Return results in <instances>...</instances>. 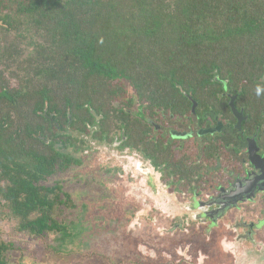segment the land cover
I'll use <instances>...</instances> for the list:
<instances>
[{
    "label": "trees",
    "instance_id": "1",
    "mask_svg": "<svg viewBox=\"0 0 264 264\" xmlns=\"http://www.w3.org/2000/svg\"><path fill=\"white\" fill-rule=\"evenodd\" d=\"M257 86L264 0H0V221L68 254L61 247L75 221L61 215L69 196L46 182L82 164L84 136L143 152L185 184L213 153L147 141L149 128L130 108L224 113L225 89L261 116ZM15 248L0 236V264Z\"/></svg>",
    "mask_w": 264,
    "mask_h": 264
},
{
    "label": "rangeland",
    "instance_id": "2",
    "mask_svg": "<svg viewBox=\"0 0 264 264\" xmlns=\"http://www.w3.org/2000/svg\"><path fill=\"white\" fill-rule=\"evenodd\" d=\"M84 138L85 148L77 154L82 164L46 182H59L69 196L70 206L62 208L61 215L75 221L61 247L68 254H56L41 241L19 236L11 221L1 220V238L14 241L16 247L10 252L9 264H188L180 253L182 249L186 252L184 243H192L194 255L205 251L206 242L199 233L174 235L168 221L162 224L160 218L155 220L160 225L157 232L139 219L146 217L144 210L152 216L166 211L180 224L182 219L188 223L192 219L190 195L179 196L189 194V189L164 181L151 163L136 154L125 155L114 142ZM180 224L175 227L181 228ZM176 251L180 257L174 259Z\"/></svg>",
    "mask_w": 264,
    "mask_h": 264
},
{
    "label": "flooded vegetation",
    "instance_id": "3",
    "mask_svg": "<svg viewBox=\"0 0 264 264\" xmlns=\"http://www.w3.org/2000/svg\"><path fill=\"white\" fill-rule=\"evenodd\" d=\"M219 97L227 98L226 101L221 100L217 103L223 106L224 113H216L213 109H203L201 113L191 110L185 116L176 117L163 111L154 110L151 113L149 108H147V103L144 102L135 103L137 106L131 110L139 115L143 126L149 128V131L146 132L147 141L155 143V141H160L161 139L164 145L166 146L168 144L174 152H176L177 145V147L180 146L179 149L184 148L183 153L189 152L191 154L192 150L190 148L192 144H196L199 151L204 148L207 154L210 152L213 153L209 155H214L213 159L207 160L200 174L195 175L194 180L190 182L182 184L173 180L171 177H165L163 168L154 165L143 152H136L127 147L121 148L117 140L114 141L116 143L115 147L124 151L127 156L136 154L138 157L151 163L161 172L164 181L183 189H189V194L182 193L179 196L182 199L190 195L191 204L188 205V211L192 219L188 223L182 219L181 223L182 228L189 230V233L196 232L201 235L200 238H207L215 234L214 228L222 225L230 227L237 224L238 231L236 236L240 237V235L245 234V239L241 237V239H244L242 240V245L248 244L250 247L251 245L255 247L256 250H264V227L262 229H256V227L247 233L246 230L241 228L242 221L250 223L251 221L256 222L263 218L261 214L264 215V192L255 190L249 193L248 196H240L231 202H228L229 198L221 197L219 201L223 204L219 209L215 206L206 208L204 205L198 203L207 202L211 196H217L219 194L218 188H227L236 179H243L251 175L250 179L254 182V176L256 175L257 178L261 174V171L259 168L255 169L250 163V156L254 160L264 159V115H256L255 111L253 115H248L245 107L237 102V95L228 90L224 89L219 94ZM231 98L233 99V108L231 107ZM238 119H240V123L237 125ZM177 135H186V137L180 138ZM248 147L252 150L251 154L248 151ZM213 148H216V150H212ZM262 171L264 174V170ZM260 182L263 188L264 175L260 179ZM241 198L244 201L239 200ZM224 204H237V206L230 207L221 216V213L226 208ZM193 205L198 206L199 210L195 207L192 208ZM201 212L212 216L213 220L216 221V225L211 227V221L208 219H203L204 221H202L200 219ZM167 214L172 218L169 213ZM193 218L196 220L193 221ZM173 219L175 220V218ZM174 222L175 225L177 223L180 224L176 220ZM189 226L192 227L189 228ZM209 249L212 250L213 248L211 247ZM181 257H184L183 259L188 264L191 263V256L182 254ZM196 259L198 260V257ZM263 261L264 253L261 254L260 258L254 259L252 264H264Z\"/></svg>",
    "mask_w": 264,
    "mask_h": 264
},
{
    "label": "crops",
    "instance_id": "4",
    "mask_svg": "<svg viewBox=\"0 0 264 264\" xmlns=\"http://www.w3.org/2000/svg\"><path fill=\"white\" fill-rule=\"evenodd\" d=\"M167 192L169 191L167 190ZM143 214H145L146 217L147 215L149 217L141 218L142 217L141 216L139 217V219L142 222L148 224L150 228L155 229L157 232L160 228V225L156 224L155 220L157 221L160 218L159 222H162V224H165V222L168 221V227L171 228L172 234L174 235L176 234L180 237L181 236L187 237L191 235L189 233V230L183 229V231H180L178 227H174L175 226V222H174L175 220L173 219L174 217L172 218L169 217L166 211H160L157 213L156 216H152L151 211L144 210ZM158 215L161 216L159 217ZM150 222L152 223V225L150 224ZM190 227L192 226H189V228ZM146 228L148 229V227ZM163 228H165L164 225L161 227V229ZM214 230H215V234L213 236L211 235L210 237L207 238L205 237L200 238L201 241L206 242L205 246L207 249L205 248V251L203 250L196 251V254L194 255L192 243H190V241L184 243L185 246H187L186 252L185 250L182 249L180 253L187 256H191L192 260L190 264H252L254 259L260 258L261 254L264 253L263 249L256 250V248L253 247L252 245L251 247L248 244L242 245L243 242L242 240H244L245 238L241 239V237H237L235 232L231 231L228 227L222 225L220 227L214 228ZM211 247L213 248L212 250L209 249ZM188 250L189 253H187ZM235 250L238 251L235 252ZM174 254L177 255L176 252H174ZM161 255L162 254H160V256ZM197 257L198 260L196 259Z\"/></svg>",
    "mask_w": 264,
    "mask_h": 264
},
{
    "label": "water",
    "instance_id": "5",
    "mask_svg": "<svg viewBox=\"0 0 264 264\" xmlns=\"http://www.w3.org/2000/svg\"><path fill=\"white\" fill-rule=\"evenodd\" d=\"M232 98H231V107L233 108V104H232ZM239 114H241L239 112ZM70 119L67 123V128H69V124H70ZM240 123V119H238V123L237 125ZM177 137H180V138H185L186 135H177ZM248 151L249 153L251 154L252 153V150L250 147H248ZM257 156V155H255ZM250 163L254 166L255 169H260L261 171V174H259L256 178V175L254 176V182L252 179H250V176L251 175H248L247 177L243 178V179H236L233 183H231L227 188H224V187H220L218 188V191H219V194L217 196H211L209 198V200L207 202H198L199 204H202L204 205L206 208H209L210 206H215L217 207V209L220 208V206L223 204L221 203L219 200L221 199V197H227L229 198L228 199V202H231V201H234L236 198L240 197V196H243V195H246L248 196L249 193H251L252 191L254 192L255 190L259 191V192H264V187L262 188L261 187V182H260V179L263 177V171L264 170V159L261 158V159H258V160H254L252 159V156H250ZM236 195V196H235ZM254 195V194H253ZM235 196V197H234ZM251 197V196H249ZM248 197V198H249ZM239 200H242L239 199ZM226 201V200H225ZM244 201V200H242ZM226 205V208L224 209V211L221 213V216L225 214L226 210H228L230 207L232 206H237V204H232V205H228V204H224ZM195 207L197 210H199V207L198 206H192V208ZM198 207V208H197ZM201 210V209H200ZM202 214L200 215V219L202 221H204L203 219H208L209 221H211L210 223V226H215L216 225V221L213 220L212 216L210 215H207L206 213H203L201 212ZM263 216V218L257 220L256 222H253L251 221L250 223H248L247 221L246 222H243L241 223V228H243L244 230H246V233L249 232L250 230L252 229H262L264 227V215L261 214ZM212 218V219H211ZM196 219L193 218V221H195ZM181 225V224H180ZM178 227V226H177ZM231 231H234L237 235V224L235 225H232L230 227H228ZM178 229L180 231H183L184 228H180L178 227ZM240 237H243L245 238V234L243 235H240Z\"/></svg>",
    "mask_w": 264,
    "mask_h": 264
},
{
    "label": "clouds",
    "instance_id": "6",
    "mask_svg": "<svg viewBox=\"0 0 264 264\" xmlns=\"http://www.w3.org/2000/svg\"><path fill=\"white\" fill-rule=\"evenodd\" d=\"M255 91H256V95L259 96L262 93H264V88L257 86Z\"/></svg>",
    "mask_w": 264,
    "mask_h": 264
}]
</instances>
